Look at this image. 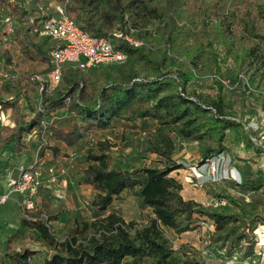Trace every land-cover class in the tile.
<instances>
[{
  "label": "trees",
  "instance_id": "1",
  "mask_svg": "<svg viewBox=\"0 0 264 264\" xmlns=\"http://www.w3.org/2000/svg\"><path fill=\"white\" fill-rule=\"evenodd\" d=\"M179 1L167 0L165 9L157 10L148 9L143 0H43L47 6L51 3L65 4L68 16L89 36L105 37L117 29L129 32L131 28L139 27L142 46L133 48L118 42L116 49L127 56L124 63L102 65L84 73L65 66L57 86L51 90L45 86L39 92L40 83L31 77L46 75L52 70L50 52L55 46L49 38L33 31L45 17L35 8V2L26 10L17 0L14 3L0 0L8 9L1 19L11 16L13 23L8 42L0 47V70L12 66L17 70L5 73H18L22 80L0 81V109L9 111L11 122L3 128L0 144L13 143L17 152L25 151L27 146L22 137L35 131L36 148L41 145V156L48 145L45 133H49L50 141L72 147L90 131L114 127L120 116L129 113L128 117L143 118L150 109L154 118L163 120L160 124L182 123L188 128L186 134L197 133V136L206 138L199 148L202 163L223 148L226 132L243 131L249 137L244 123L233 112L232 104L225 103L222 96L225 86L221 76L216 75L219 72L215 71L218 68L217 53L214 55L208 50V58L212 61L206 65L209 69L198 71L201 75L194 74L199 79L206 78L204 82L218 83L215 98L205 92L185 93V85L193 78V73L189 67L182 69L179 59L185 57L196 66L204 47L195 41L205 38L206 19L210 13L202 11L204 0H181L180 6ZM182 6L185 10L176 13V8ZM31 17L33 23L30 22ZM188 20L190 23L198 21L197 38L193 36ZM232 32L260 37L264 33V0H253V10L245 17L239 11L234 17ZM9 46L17 51L16 59L9 53ZM181 64L184 65L183 62ZM35 97L39 98L37 106L33 101ZM132 105H145L148 112L139 114L138 108L136 112L130 108ZM58 111L74 118L70 131L61 130L54 123H44L45 117ZM49 150L53 156L59 152L56 145ZM156 151L169 158L166 152ZM85 159L87 167L83 180L95 192L91 199L95 210L99 213L106 211L123 192L137 188L143 203L155 208L157 219L137 239H129L115 218L109 216L102 220L77 222L73 233L59 241L47 219L21 218L20 227L37 232L50 254L38 261L36 253L19 239L8 238L6 253L0 255V264H181L170 256L157 228V220L180 231L187 230L191 224L188 223L190 216L183 221L175 211L165 214L168 220L165 223L162 213L168 212L169 203L158 198L167 188L180 187L169 175L181 166L169 162L162 167L127 171L114 164L109 147L102 140L96 142L95 150L85 151ZM237 168L242 175V183H248L244 167ZM183 211L206 216L217 232L231 223L244 222V213L234 214L218 207L184 208Z\"/></svg>",
  "mask_w": 264,
  "mask_h": 264
},
{
  "label": "rangeland",
  "instance_id": "2",
  "mask_svg": "<svg viewBox=\"0 0 264 264\" xmlns=\"http://www.w3.org/2000/svg\"><path fill=\"white\" fill-rule=\"evenodd\" d=\"M148 9H165L167 0H143ZM179 1V0H178ZM181 0L179 1L180 6ZM185 10V6L176 8V13ZM215 12V14L212 12ZM253 10V0H204L202 11L209 12L206 19V36L198 39L197 20L189 22L195 43L203 46L201 57L196 66L185 57L179 59L182 69L189 67L193 73L185 85V93L196 91L215 98L218 83L204 82L199 79L198 71L208 70V50L217 53L216 75L221 76L225 88L222 96L225 103L232 104L239 121L244 123L248 136L242 131L226 132L223 148L210 158L200 160L199 148L206 138L197 133L186 134L188 128L181 124H160L163 120L152 116L145 105L130 108L136 112L147 113L143 118L120 116L114 127L90 131L75 146L67 147L63 143L55 144L49 140V133L44 134L48 143L38 162L42 170L52 167L56 173L54 183L39 190L35 208L31 212L16 206L11 199L0 209V223L4 222V234L0 237V255L6 253V240L19 239L26 248L34 251L38 261L49 255V249L40 240L34 230L20 227L21 218H40L52 228L56 239L63 240L73 233L75 224L81 221H95L114 217L129 239H137L151 222L157 219L155 208L144 204L138 195V189L123 192L104 212H98L91 206L95 192L84 183V170L87 167L85 151L95 150L98 140L105 141L109 147L113 162L127 171L143 167H162L165 163L174 162L180 169L170 173L180 187L167 188L159 199L167 201L168 212L175 211L183 221L188 219L189 228L180 231L172 229L161 220L157 228L162 240L167 244L170 256L179 263L196 262L198 264H264V33L260 37H249L244 32H232L233 20L237 13L245 17ZM211 11V12H210ZM0 5V47L7 37V27L1 17L5 15ZM179 22V21H178ZM132 29V36L142 40L138 29ZM192 42V41H191ZM190 42V43H191ZM3 43V44H2ZM210 44V46H208ZM5 45V44H4ZM8 46V45H7ZM10 47V46H9ZM15 50L13 47L11 48ZM14 59L17 53H14ZM204 61V62H203ZM184 63L181 64V63ZM2 58L0 54V69ZM9 66L0 73L14 72ZM194 74H198L195 75ZM199 77V76H198ZM208 79L210 77H207ZM181 94V93H180ZM38 105V98L33 99ZM44 123L61 124L64 130H71L74 118L63 111L43 119ZM10 113L0 109V137L4 127L10 125ZM59 127V125H57ZM30 136L23 135L22 141L30 151L24 157V164L33 161V154L38 143L35 131ZM57 145L59 152L53 156L49 147ZM7 148L9 156L15 151V144L0 145V187L5 191L7 180L3 174L1 161ZM164 151L169 158L158 154ZM169 159V160H168ZM237 166L245 169L248 183H242V175ZM212 168L215 170L213 171ZM12 169L9 172H11ZM255 184V187L248 185ZM170 191L172 193H170ZM218 207L234 214L244 213L243 223H231L223 231L217 232L215 225L206 216L184 212V208L199 210ZM162 211V210H160ZM182 224H180L181 226Z\"/></svg>",
  "mask_w": 264,
  "mask_h": 264
},
{
  "label": "built area",
  "instance_id": "3",
  "mask_svg": "<svg viewBox=\"0 0 264 264\" xmlns=\"http://www.w3.org/2000/svg\"><path fill=\"white\" fill-rule=\"evenodd\" d=\"M17 1L26 10H29L33 2H35V8L45 18L41 20L38 27L33 31L37 32L41 37L49 38L55 44L50 52L52 70L46 75L31 77L33 81L40 83L39 92L45 86L50 90L55 88L65 66H70L73 70L84 73L91 68H97L102 65H120L124 63L127 56L116 49L118 42L126 43L133 48L142 46V42L132 36V29L129 32L117 29L105 37L87 35L68 16L65 4L51 3L47 6L43 0ZM9 2L14 3L15 0H9ZM3 22L6 24L8 32L7 37L3 40L6 44L13 27L11 16L4 17ZM30 22H34L32 17ZM4 79L21 80L18 73L0 74V81ZM261 140H264V136L261 137ZM41 150V145H39L34 151L33 161L29 165L24 163L17 165V174L8 178L6 191L0 194V207L9 200L10 196L18 195L17 206L24 211L31 212L35 208V200L39 190L43 187L48 188L49 184L54 183L56 179L54 169L49 167L46 170H42L38 164ZM212 170L214 171L215 169L212 168Z\"/></svg>",
  "mask_w": 264,
  "mask_h": 264
},
{
  "label": "crops",
  "instance_id": "4",
  "mask_svg": "<svg viewBox=\"0 0 264 264\" xmlns=\"http://www.w3.org/2000/svg\"><path fill=\"white\" fill-rule=\"evenodd\" d=\"M0 5H2L1 2H0ZM2 7L4 8V10H7V12H8V9L6 7H4L3 5H2ZM9 50H10L9 53L11 54V56L14 57L13 52L16 53L17 51L11 49V47ZM55 114H57V112ZM57 125H59V129L64 130L63 128L60 127L61 124H57ZM64 131H70V130H64ZM58 143H61V142H55V144H58ZM0 145H2V144H0ZM3 146L6 147V145H3ZM5 149H6L5 150L6 152L3 154L4 160L1 161V164L3 167L2 168L3 174L1 173V176L4 178L6 177V180H8V178L11 175L15 176L17 174V170H16L17 165L20 163H24V161H23L24 157H26V153L27 152L29 153L30 151L28 149L25 151H22V152H17V150H15L9 156H7L8 151H7V148H5ZM11 169H12V171L8 173V171H10ZM5 191L2 189V187H0V194L4 193ZM9 199H11L12 202L17 206L16 202L19 199L18 195H12V196H10ZM5 205H6V203L3 206H5ZM1 208L2 207H0V209ZM4 226H5L4 222L0 223V237H2V235L4 234V230H6V229H1V227L4 228Z\"/></svg>",
  "mask_w": 264,
  "mask_h": 264
}]
</instances>
